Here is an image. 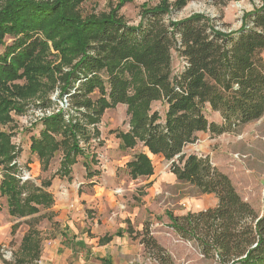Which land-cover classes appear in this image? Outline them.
<instances>
[{"label": "trees", "instance_id": "trees-1", "mask_svg": "<svg viewBox=\"0 0 264 264\" xmlns=\"http://www.w3.org/2000/svg\"><path fill=\"white\" fill-rule=\"evenodd\" d=\"M82 1L4 0L0 4V48L4 49L0 53V197L9 216L28 218L14 263L38 260L36 226L45 217L38 215L40 209L47 210L53 203L48 192L51 181L70 180L77 158H82L87 176H93L88 163L94 156L89 150L91 140L100 135V118L106 110L126 105L129 129L118 134L121 149L140 143L150 155L170 162L177 182L217 201L215 207L197 214H167L170 227L194 240L203 254L213 252L220 264H264V215L258 218L241 201L229 178L208 158L182 154L200 132L221 135L264 116L260 57L264 0L242 16L237 30L229 32L216 29L211 19L200 14L164 25L160 18L169 12L165 3L143 8L137 26L126 24L115 11L83 18L77 11ZM189 1L176 0L173 9ZM5 37L12 40L10 45H5ZM50 48L60 58L57 66L47 59ZM172 52L183 61L178 74L172 73ZM53 89L59 91V101L65 98L67 109L59 108L36 121L40 130L30 138L29 150L43 172L56 153L62 157L58 170L36 186L21 182L16 163L12 165L15 148L1 127L12 121L10 113L23 114L30 100L36 99L41 108L50 107L47 93ZM153 102L166 106L163 121L151 112ZM205 106L219 113L220 125L207 121ZM125 169L131 179L153 174L145 153L135 154ZM17 227L18 223L11 226V234ZM110 240L106 237L100 243ZM158 261L168 264L165 259Z\"/></svg>", "mask_w": 264, "mask_h": 264}, {"label": "rangeland", "instance_id": "rangeland-1", "mask_svg": "<svg viewBox=\"0 0 264 264\" xmlns=\"http://www.w3.org/2000/svg\"><path fill=\"white\" fill-rule=\"evenodd\" d=\"M121 1L83 0L77 11L83 18L115 11L126 24L137 26L143 8L165 3L169 12L160 18L164 25L200 14L211 19L216 29L229 32L237 30L242 16L263 2L192 0L176 10L173 9L176 0H127L119 5ZM11 41L5 37V45ZM3 51L0 48V53ZM50 51L48 61L52 66L59 65L57 52L51 48ZM260 57L264 65V52ZM171 58L172 73L178 74L183 61L175 52ZM58 93L57 89L47 93L53 104L45 109L37 105L36 99L28 101L23 114L10 113L12 121L1 127L10 135L15 148L12 165L16 163L17 175L36 186L58 170L62 157L61 152L56 153L43 172L42 164L29 150L30 138L38 136L40 130L36 121L59 108L67 109L65 98L59 101ZM151 112H157L163 121L166 106L153 102ZM203 112L209 123L221 124L218 112H212L208 106ZM129 119L126 105H117L103 113L97 126L100 135L90 142L89 151L94 159L88 164L92 177L87 176L82 158H77L70 180L53 178L48 189L53 206L49 210L40 209L38 215L45 217L36 226L40 257L27 264H103L101 259H109L112 264H159L158 258L168 264H220L213 252L203 254L194 240L183 238L173 230L167 218V214L181 217L204 211L212 204L213 197L200 195L193 187L177 182L170 172V162L162 156L149 157L140 143L132 149H121L118 134L128 131ZM138 153L150 158L153 174L131 179L125 165ZM182 154L208 158L212 166L229 178L241 201L258 218L264 215V116L221 135L200 132L193 144L183 148ZM1 170L0 166V181ZM24 220L10 237L15 220L9 217L5 199L0 197V264H15V258L19 257L16 253L20 239L27 231ZM117 232L120 238L114 237L103 246L99 244L103 236Z\"/></svg>", "mask_w": 264, "mask_h": 264}, {"label": "crops", "instance_id": "crops-1", "mask_svg": "<svg viewBox=\"0 0 264 264\" xmlns=\"http://www.w3.org/2000/svg\"><path fill=\"white\" fill-rule=\"evenodd\" d=\"M148 154V156L150 157H154V155H150L149 153H147ZM148 157V158H149ZM150 159V158H149ZM152 163V162H151ZM139 178H142V177H139ZM143 178H146V177H143ZM138 179V178H137ZM51 193V192H50ZM52 195V194H51ZM206 196H210V197H213L212 199H213V202H212V204L211 205H209V207H207V208H205L204 210H207V209H210V208H213V207H215V205H216V203H217V201H216V199H215V197L213 196V195H206ZM2 198V197H1ZM53 198V197H52ZM6 202V201H5ZM54 202V201H53ZM53 206V203H52V205H51V207ZM51 207L49 208V209H51ZM49 209H47V210H49ZM201 211H203V210H201ZM7 213H8V211H7ZM9 215V214H8ZM10 218H12L13 220H15V223L14 224H16V223H18V227H17V229L20 227V225L23 223L22 222V220H24V219H15V218H13V217H11V216H9ZM28 218H25V220H24V224H25V221L27 220ZM14 224H12V225H14ZM11 225V226H12ZM26 225V224H25ZM27 226V225H26ZM17 229H16V231H17ZM27 229H28V227H27ZM15 231V232H16ZM26 233V232H25ZM24 233V234H25ZM119 233V235H117ZM15 234V233H14ZM14 234H11V227H10V233H9V235H10V237H12ZM24 234H23V236H24ZM121 234H120V232H117V233H115V234H113V235H105V236H103L100 240H99V244H101L102 246L103 245H106V244H108L109 242H111L112 241V239L115 237V238H120L121 236H120ZM23 236H22V238H23ZM106 237H111V240L109 241V242H107V243H104V244H102V243H100V241L101 240H103L104 238H106ZM22 238L20 239V243H21V240H22ZM19 246H20V244H19ZM19 248V247H18ZM124 253V252H123ZM125 253H128V252H125ZM0 259H1V257H0ZM109 262L110 264H112L111 263V261L109 260V259H101V262L103 263V264H105V262Z\"/></svg>", "mask_w": 264, "mask_h": 264}, {"label": "built area", "instance_id": "built-area-1", "mask_svg": "<svg viewBox=\"0 0 264 264\" xmlns=\"http://www.w3.org/2000/svg\"><path fill=\"white\" fill-rule=\"evenodd\" d=\"M20 179H21V182H25L27 178H21L20 177Z\"/></svg>", "mask_w": 264, "mask_h": 264}]
</instances>
